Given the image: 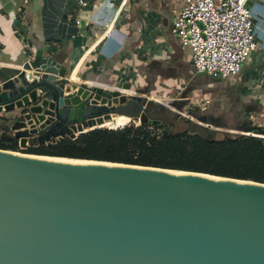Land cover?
I'll return each instance as SVG.
<instances>
[{"label":"water","instance_id":"obj_1","mask_svg":"<svg viewBox=\"0 0 264 264\" xmlns=\"http://www.w3.org/2000/svg\"><path fill=\"white\" fill-rule=\"evenodd\" d=\"M61 68L53 56L0 67V113L11 118L0 132L22 149L105 128L118 116L163 130L166 122L169 137L196 125L237 131L178 113L188 104L182 98L127 95L89 85L85 74L79 82L63 77ZM238 131L264 138L257 125ZM57 158L0 149V264H264V183Z\"/></svg>","mask_w":264,"mask_h":264},{"label":"crops","instance_id":"obj_2","mask_svg":"<svg viewBox=\"0 0 264 264\" xmlns=\"http://www.w3.org/2000/svg\"><path fill=\"white\" fill-rule=\"evenodd\" d=\"M120 3L0 0V67L39 65L53 56L70 76L88 75L89 85L127 95L148 90L160 101L182 98L192 111L196 107L195 116L220 121L226 130H243L264 118V0L247 3L259 46L241 72L228 78L198 73L192 50L174 36L184 0H129L123 8ZM8 118L0 113V129Z\"/></svg>","mask_w":264,"mask_h":264},{"label":"trees","instance_id":"obj_3","mask_svg":"<svg viewBox=\"0 0 264 264\" xmlns=\"http://www.w3.org/2000/svg\"><path fill=\"white\" fill-rule=\"evenodd\" d=\"M206 124L222 128L206 117ZM1 120V119H0ZM152 125L96 128L49 146L28 147L31 154L151 166L264 183V138H218V130L196 125L189 134L169 137ZM0 149L19 152V140L0 133Z\"/></svg>","mask_w":264,"mask_h":264},{"label":"built area","instance_id":"obj_4","mask_svg":"<svg viewBox=\"0 0 264 264\" xmlns=\"http://www.w3.org/2000/svg\"><path fill=\"white\" fill-rule=\"evenodd\" d=\"M128 1L121 0L120 8ZM248 1L184 0L176 13L172 32L182 47L192 50L193 65L198 73L215 78L238 75L245 61L258 48L254 16L247 7ZM25 43L28 53L32 52L35 57L37 51L29 42Z\"/></svg>","mask_w":264,"mask_h":264},{"label":"rangeland","instance_id":"obj_5","mask_svg":"<svg viewBox=\"0 0 264 264\" xmlns=\"http://www.w3.org/2000/svg\"><path fill=\"white\" fill-rule=\"evenodd\" d=\"M194 108V107H193ZM174 110L175 111H177L178 113H180L181 111L183 112V113H185V114H187V115H191V114H193L197 109H196V107H195V111H192V107H188L187 106V104L183 107V108H181V110H178V109H175L174 108ZM196 112H198V110L196 111ZM191 116H195L194 114L193 115H191ZM264 119V118H263ZM263 119H257L256 121H254L253 123H252V125L251 126H255V125H258V126H260V127H264V120ZM128 125H136V126H139V125H141L140 124V122H134V121H130L126 126H128ZM125 127V126H124ZM105 128H109V127H105ZM120 128H122V127H120ZM212 129V128H211ZM220 129H223V128H220ZM164 132V130H162V129H160L159 130V133H163ZM238 132H241V131H235V132H221V131H219V135H218V138L219 139H222V138H225V137H237V136H240L241 134H239ZM19 153H23V154H31L28 150H26V149H21V151H19ZM33 155V154H32ZM178 171H180V170H178Z\"/></svg>","mask_w":264,"mask_h":264},{"label":"bare ground","instance_id":"obj_6","mask_svg":"<svg viewBox=\"0 0 264 264\" xmlns=\"http://www.w3.org/2000/svg\"><path fill=\"white\" fill-rule=\"evenodd\" d=\"M70 71L67 68H64L62 65V68L60 70V72L58 73L59 75L63 76V77H67L72 79L73 81H81L79 77H73L72 75H69ZM131 120L128 117H124V116H118L115 117L113 119V121H106L105 124L101 125V127H109V128H120V127H124L126 126ZM108 129V128H107ZM54 159V158H53ZM57 160H62V161H73V160H68V159H63V158H57ZM177 173H181L179 171H174Z\"/></svg>","mask_w":264,"mask_h":264},{"label":"flooded vegetation","instance_id":"obj_7","mask_svg":"<svg viewBox=\"0 0 264 264\" xmlns=\"http://www.w3.org/2000/svg\"><path fill=\"white\" fill-rule=\"evenodd\" d=\"M169 117H171V118H172V117H174V115H173V116L169 115ZM161 124H163V125H164V130H165V129H168V128H167V126H168V125H167V123H166V122H165V123H164V122H162ZM158 128H159V127H158ZM159 129H160V128H159ZM162 130H163V129H162Z\"/></svg>","mask_w":264,"mask_h":264}]
</instances>
